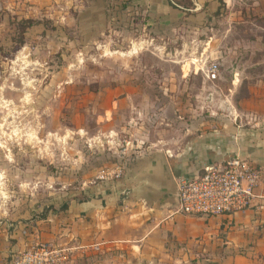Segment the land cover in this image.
Instances as JSON below:
<instances>
[{
    "label": "rangeland",
    "instance_id": "1",
    "mask_svg": "<svg viewBox=\"0 0 264 264\" xmlns=\"http://www.w3.org/2000/svg\"><path fill=\"white\" fill-rule=\"evenodd\" d=\"M69 2L0 0V221L17 224L60 209L73 195L82 198L83 154L90 150L102 151L107 165L87 180H115L142 152L177 142L175 133L207 119L211 99L218 105L238 102L249 84L264 78V18L253 0L236 4L235 15L215 17L209 30L190 39L188 50L180 40L152 41L133 20L121 23L114 11L107 13L105 32L98 33L77 12L73 17ZM199 36L210 47L206 66L218 64L215 80L182 72L178 58L202 50ZM134 43L142 48L129 55ZM233 69L243 76L235 77ZM129 78L143 90L115 103L114 93L103 89ZM219 107L223 117L227 112ZM100 131L111 138L85 136ZM71 161L79 166L72 169ZM92 164L93 170L97 163Z\"/></svg>",
    "mask_w": 264,
    "mask_h": 264
},
{
    "label": "crops",
    "instance_id": "2",
    "mask_svg": "<svg viewBox=\"0 0 264 264\" xmlns=\"http://www.w3.org/2000/svg\"><path fill=\"white\" fill-rule=\"evenodd\" d=\"M175 1L71 0L68 8L73 17L77 12V17L85 18L88 27L98 33L105 32L107 13L114 11L121 23L128 25V20H133L152 41L176 39L188 50L190 39L195 41L198 34L209 30L208 23L215 17L235 15L234 6L248 0H192L191 9ZM253 1L257 15L264 18V0ZM260 28L264 30L261 24ZM197 45L201 51L181 57V50L178 60L183 74L189 70L207 80L210 47L202 46L200 36ZM233 72L235 77L244 74L239 69ZM129 79L103 90L114 93L115 103L127 102L143 90L139 81ZM237 82L233 80L236 88ZM218 106L227 112L223 117ZM175 135L177 142L142 152L110 182L87 180L94 175L90 173L107 165L104 153L90 150L83 154L82 167L87 174L79 193L82 198L73 195L66 209H55L43 218L35 215L17 224L0 221V264H10L13 255L36 237L70 251V258L61 264H264V78L249 84L248 95L238 102L228 99L218 105L211 99L207 119L197 118V125ZM85 136L89 141L111 138L105 131ZM235 155L248 159L262 172L250 208L233 216L175 212L181 177L198 174L204 164ZM94 161L97 164L92 170L89 167ZM71 164L72 169L79 166L74 161Z\"/></svg>",
    "mask_w": 264,
    "mask_h": 264
},
{
    "label": "built area",
    "instance_id": "3",
    "mask_svg": "<svg viewBox=\"0 0 264 264\" xmlns=\"http://www.w3.org/2000/svg\"><path fill=\"white\" fill-rule=\"evenodd\" d=\"M113 15L116 16V13ZM218 76V64L212 63L206 71V77L215 80ZM262 178V172L239 155L204 164L200 173L188 174L179 179L175 212L210 217L233 216L244 212L253 205L255 190ZM70 256L69 250L36 237L13 255L10 264H61Z\"/></svg>",
    "mask_w": 264,
    "mask_h": 264
},
{
    "label": "trees",
    "instance_id": "4",
    "mask_svg": "<svg viewBox=\"0 0 264 264\" xmlns=\"http://www.w3.org/2000/svg\"><path fill=\"white\" fill-rule=\"evenodd\" d=\"M172 2H174V0H172ZM176 2H177V4L183 5V7H186L188 9H191L194 6L192 0H178V1H175V4H176ZM24 22H25L24 24H26L28 27L34 25V21H32V20H26ZM68 200H67V202L65 204H63V206L60 209H66L68 207ZM47 214H48V212L46 211L39 218H43Z\"/></svg>",
    "mask_w": 264,
    "mask_h": 264
},
{
    "label": "bare ground",
    "instance_id": "5",
    "mask_svg": "<svg viewBox=\"0 0 264 264\" xmlns=\"http://www.w3.org/2000/svg\"><path fill=\"white\" fill-rule=\"evenodd\" d=\"M142 43L141 44H139V43H134L133 44V46H132V49H131V51L130 52H128L129 53V55H133V54H135V53H137L138 52V50L140 49V48H142Z\"/></svg>",
    "mask_w": 264,
    "mask_h": 264
}]
</instances>
